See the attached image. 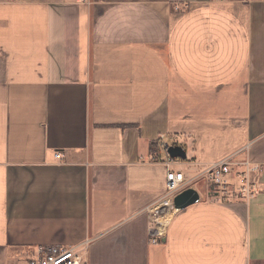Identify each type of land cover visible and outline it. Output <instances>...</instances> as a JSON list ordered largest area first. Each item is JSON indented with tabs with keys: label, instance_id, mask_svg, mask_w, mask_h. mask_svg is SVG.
Segmentation results:
<instances>
[{
	"label": "crops",
	"instance_id": "0c3cea01",
	"mask_svg": "<svg viewBox=\"0 0 264 264\" xmlns=\"http://www.w3.org/2000/svg\"><path fill=\"white\" fill-rule=\"evenodd\" d=\"M162 143L186 178L239 154L264 185V0H0V264H264V190L198 180L150 241Z\"/></svg>",
	"mask_w": 264,
	"mask_h": 264
},
{
	"label": "built area",
	"instance_id": "2783aa9c",
	"mask_svg": "<svg viewBox=\"0 0 264 264\" xmlns=\"http://www.w3.org/2000/svg\"><path fill=\"white\" fill-rule=\"evenodd\" d=\"M211 1L223 2L226 0ZM241 1L248 2L249 0ZM168 145L170 144L162 143L161 146L165 152V158L161 161L166 167L165 195L158 204L167 200L175 210L172 204L173 196L201 179L208 183L212 197L221 203L248 201L264 190L263 182L259 178L261 167L248 158L235 161L232 156H228L211 163L195 176L186 178L180 170H174L169 167L172 163L178 162V159L171 158L167 154L166 148ZM60 156L59 152L54 154L55 158ZM147 161L156 162L158 160L154 154H150ZM154 206L148 210L150 221L153 224L149 234L152 243L157 242L164 236V234L160 233L155 215L151 212ZM87 246V243H83L81 247L38 244L30 252L26 264H81L87 254Z\"/></svg>",
	"mask_w": 264,
	"mask_h": 264
},
{
	"label": "water",
	"instance_id": "95a60500",
	"mask_svg": "<svg viewBox=\"0 0 264 264\" xmlns=\"http://www.w3.org/2000/svg\"><path fill=\"white\" fill-rule=\"evenodd\" d=\"M166 152L171 158L182 160L186 158L185 150L179 145H168ZM198 199L197 191L192 187H187L173 196L172 204L175 209H183L197 202Z\"/></svg>",
	"mask_w": 264,
	"mask_h": 264
},
{
	"label": "bare ground",
	"instance_id": "6f19581e",
	"mask_svg": "<svg viewBox=\"0 0 264 264\" xmlns=\"http://www.w3.org/2000/svg\"><path fill=\"white\" fill-rule=\"evenodd\" d=\"M165 203L167 204V205H164V206H170V203L167 201V200H165ZM165 203H163V204H165ZM162 204V205H163ZM169 204V205H168ZM151 212H152V214L153 215H155L154 217H155V220H156V218H160L162 221H165V223H164V225L166 224V222H167V220L169 219V217H170V213H168V209L167 208H165V207H158L157 205L156 206H154L152 209H151ZM168 213V214H167ZM167 214V215H166ZM157 215V216H156ZM166 215V216H165ZM157 221V220H156ZM163 223V222H162ZM163 225V226H164ZM166 227V226H165ZM159 229V231H160V233H161V229L160 228H158Z\"/></svg>",
	"mask_w": 264,
	"mask_h": 264
},
{
	"label": "rangeland",
	"instance_id": "374dc122",
	"mask_svg": "<svg viewBox=\"0 0 264 264\" xmlns=\"http://www.w3.org/2000/svg\"><path fill=\"white\" fill-rule=\"evenodd\" d=\"M171 141L172 140H170V139H168V142H170L171 143ZM182 143V142H181ZM154 144H156V143H154ZM183 144V143H182ZM160 146H162V144H160ZM232 157H233V159L235 160V161H240V160H243V159H245L246 157H243V158H241V157H239V154L238 155H236V154H234V155H232ZM183 161H185V160H182V159H178V162H183ZM203 179H201V181L200 182H203L202 181ZM200 182H198V183H200ZM165 205V204H164ZM169 205V204H168ZM160 207H165V208H167L168 209V213H172L173 212V208H172V206H171V204H170V206H160ZM167 213V214H168ZM166 214V215H167ZM165 215V216H166ZM156 220H157V223H158V225H159V228L162 230L163 229V225H164V223H165V221H162L159 217L158 218H156ZM163 222V223H162Z\"/></svg>",
	"mask_w": 264,
	"mask_h": 264
}]
</instances>
